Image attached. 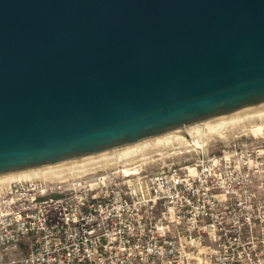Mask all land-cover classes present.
<instances>
[{"label":"water","instance_id":"water-1","mask_svg":"<svg viewBox=\"0 0 264 264\" xmlns=\"http://www.w3.org/2000/svg\"><path fill=\"white\" fill-rule=\"evenodd\" d=\"M264 103V0H0V175Z\"/></svg>","mask_w":264,"mask_h":264},{"label":"built area","instance_id":"built-area-1","mask_svg":"<svg viewBox=\"0 0 264 264\" xmlns=\"http://www.w3.org/2000/svg\"><path fill=\"white\" fill-rule=\"evenodd\" d=\"M201 142L189 164L0 186V264H264V145Z\"/></svg>","mask_w":264,"mask_h":264},{"label":"bare ground","instance_id":"bare-ground-1","mask_svg":"<svg viewBox=\"0 0 264 264\" xmlns=\"http://www.w3.org/2000/svg\"><path fill=\"white\" fill-rule=\"evenodd\" d=\"M257 118L264 119V108L261 109L260 107L259 110H246L245 112L236 111L224 116L186 126L185 128H183V130L181 129L169 131L167 133L145 139L134 144L125 145L111 151L99 153L98 155L86 156L83 158L74 159L54 165L30 168L8 173L5 175H0V186L13 181L26 179L46 178L61 180L66 177L78 176L90 169L97 168H89L90 166H113L120 164L119 162L123 160L126 162L125 166H128L130 162H138L137 160L147 161L148 159H150L151 156L149 155L153 150H159L166 147H173L175 149H178L180 147L187 146L189 144V134H193L194 132L202 136L200 147L204 148L208 144L209 136L218 135L220 136V138H226V133L229 130L235 129V127L239 125H242L245 128L246 124L249 125L253 120ZM133 170V173H131L127 169L125 170V172L129 175L139 174L138 168H134ZM190 171L192 174L195 173L194 168H191Z\"/></svg>","mask_w":264,"mask_h":264},{"label":"rangeland","instance_id":"rangeland-1","mask_svg":"<svg viewBox=\"0 0 264 264\" xmlns=\"http://www.w3.org/2000/svg\"><path fill=\"white\" fill-rule=\"evenodd\" d=\"M263 104L256 105V107L252 106V107L244 108V109H241L242 111L241 110H238V111L245 112L246 110H249V111L259 110L260 107L261 109L264 108ZM258 123H261V124H258ZM227 133H226V136H227L226 138H222V137L220 138V136L218 135L209 136L208 138L209 143L207 144L208 146L204 149L205 152L208 153L209 151L210 153H212L213 151L212 146L215 142L218 143V146H221L223 143L230 141L231 139H238L239 141L246 142V143L256 142V143L264 145V139H263L264 138V119L257 118L253 120L249 125L246 124L245 128L242 125H239V126H236L235 129L229 130ZM185 147H180L179 150H175L172 147L171 148L166 147L167 149L162 148L159 150H153L151 154L149 155L151 156L150 159H148L147 161L137 160L138 162L136 163H142L143 166L147 169V171L157 170L163 166H168L173 162H176V163L181 162L182 164H189L191 161L195 160L196 156L190 153L188 150H186ZM178 151H181V153H179ZM96 167L98 168V166H93V167L90 166L89 168H96ZM112 167L113 166H105V167H102L101 169L112 168ZM75 174H79V173H75Z\"/></svg>","mask_w":264,"mask_h":264}]
</instances>
